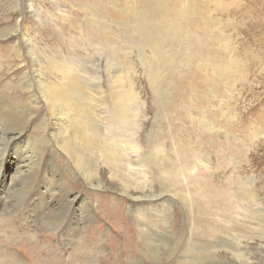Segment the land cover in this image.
I'll return each instance as SVG.
<instances>
[{
	"label": "rangeland",
	"instance_id": "rangeland-1",
	"mask_svg": "<svg viewBox=\"0 0 264 264\" xmlns=\"http://www.w3.org/2000/svg\"><path fill=\"white\" fill-rule=\"evenodd\" d=\"M0 118V264H264V0H0ZM91 131L140 150L59 148Z\"/></svg>",
	"mask_w": 264,
	"mask_h": 264
},
{
	"label": "bare ground",
	"instance_id": "bare-ground-1",
	"mask_svg": "<svg viewBox=\"0 0 264 264\" xmlns=\"http://www.w3.org/2000/svg\"><path fill=\"white\" fill-rule=\"evenodd\" d=\"M68 100H69L68 96L65 93H62V91L61 92H54L52 90L51 91L48 90V92H46L43 95V102L46 105L45 107L47 108L46 115H49V118H50L49 124H50V126L58 127V129H55L58 132L60 130L63 131L65 129V128H63L64 125L66 126L67 123H70L72 121H74V122L71 123L70 126L75 127L79 130L83 129L84 123L83 122L76 123L75 120H76L77 115L75 116V114L72 112V104H70V102ZM46 108H45V110H46ZM26 115H27V113H26ZM86 118H89V116L87 115ZM2 120H3V118H0V124H1ZM3 122H4V120H3ZM3 130H4V133H3ZM65 134L66 133H58V135L62 136V140H60L61 141L60 143H58V141H57V143L59 145V148L61 150H63V152H67L72 157V159L74 161L79 157V150L87 149L92 158H94V159L98 158L99 160L104 158V160H105L104 164L107 166L109 165L110 170L113 173H120L119 170H121V172H122L121 168L119 170L117 169V164H118L117 152L118 151L122 150L123 153L120 154L119 156L124 157V156H132L129 154L130 150H132L133 152H136L135 149L140 150V148L134 142H129L132 149H130V147H128V148L127 147L126 148L120 147L119 146L120 142H123L126 145H127V143L124 141H120L117 138L112 139L111 135L109 133H94L92 131H91V133H69L64 138ZM20 135H21V133L18 132L17 130L12 131V130H6L4 128L0 129V141H1L0 142V199L5 197V196H3L5 194L3 191V188L5 187V185L7 183V178L9 177V183L14 182L13 181L14 178L16 176H18L19 174L23 173L22 169L24 166L23 167L20 166L21 164H20V161L18 162V159L17 160L13 159L14 167L12 169H10V168L8 169L7 167H5V159L10 156V152H7V149L9 146H13L14 148L18 147L17 145L20 142H22L21 141L22 136H20ZM5 136H7V137H5ZM102 136L106 139V142H103L101 140ZM4 139H7V140L2 141ZM2 143H4V145L6 146L5 148L2 147ZM13 152H15V151H13ZM124 152H126V153H124ZM156 159H158L156 161V163H157V165H159L158 163H160V157L156 156ZM128 162H129V160H128ZM75 163H76V161H75ZM124 165H125V162H124ZM95 166H96V164H95ZM158 167H160V166H158ZM155 169H157V168H155ZM134 170H136V169H134ZM135 172H139V171L136 170ZM158 173H159V171H158ZM121 174H119V176H121ZM84 175L86 177L90 178V172L88 170H84ZM123 175L125 177H128L129 175H134V173H133L132 169L127 167V169L125 171H123Z\"/></svg>",
	"mask_w": 264,
	"mask_h": 264
}]
</instances>
